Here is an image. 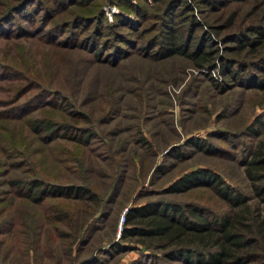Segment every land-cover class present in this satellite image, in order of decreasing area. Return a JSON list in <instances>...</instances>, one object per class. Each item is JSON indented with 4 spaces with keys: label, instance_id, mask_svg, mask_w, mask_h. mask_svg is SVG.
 Masks as SVG:
<instances>
[{
    "label": "rangeland",
    "instance_id": "1",
    "mask_svg": "<svg viewBox=\"0 0 264 264\" xmlns=\"http://www.w3.org/2000/svg\"><path fill=\"white\" fill-rule=\"evenodd\" d=\"M177 2L0 0V144L14 145L0 149V264H184L167 258L163 240L120 231L142 223H123L127 207L149 200L226 211L208 185L165 191L201 166L244 194L246 213L264 214L243 170L260 137L251 131L264 125V89L248 86L264 72V43L226 40L252 22L264 27V0ZM231 12L237 24L222 28ZM168 23L191 35L190 47L212 48L214 66L150 57ZM24 101L27 110L3 116ZM33 117L56 123L35 131ZM12 177L88 191L42 194ZM253 256L264 264V247Z\"/></svg>",
    "mask_w": 264,
    "mask_h": 264
},
{
    "label": "trees",
    "instance_id": "2",
    "mask_svg": "<svg viewBox=\"0 0 264 264\" xmlns=\"http://www.w3.org/2000/svg\"><path fill=\"white\" fill-rule=\"evenodd\" d=\"M217 0H212L215 4ZM219 2V1H218ZM217 2V3H218ZM176 4H181V0ZM183 5L190 8L188 4ZM172 12V11H171ZM235 12L227 15L221 27H230L234 22ZM257 22V21H256ZM252 22L237 32H229L226 40H231L234 46L242 48L248 46L256 49L264 43V27L259 22ZM217 27V26H214ZM159 38L150 45L155 48L147 54L156 59H163L175 54L187 57L195 66L204 67L214 65L212 48L204 49L200 43L190 47L189 37H185L184 31L177 30L171 23ZM215 31H217L215 29ZM233 63L222 62L220 71L222 75H232ZM249 80L247 77L245 81ZM252 83L248 86H257L264 89V72L260 77L250 79ZM44 91V90H43ZM20 94L15 96L18 99ZM29 102L13 105L3 109L6 118L17 114V111L27 110ZM26 124L35 131L49 130L54 123L52 119L44 117H33L25 119ZM252 134L260 135L252 147L248 158L244 161V174L250 181L255 196L264 202V125L262 130L253 129ZM4 150L14 145L0 144ZM2 160H0V166ZM42 194L54 193L79 196V191L86 192L88 188L75 184L64 185L44 182L37 177L20 179L12 177L8 184L22 185ZM43 184V185H42ZM203 184L210 186L213 191L228 202L229 208L218 215L207 216L198 206L182 207L177 201L159 199L149 200L141 204L127 207L123 216V223H132L139 219L140 224L122 226L120 236L142 235L152 239L163 240L172 248L167 251V258L180 259L184 264H252L255 248L259 245L264 247V214L246 213L244 194L235 190L227 184L221 176L209 167L201 166L184 171L176 178L168 182L165 191H181L191 186ZM73 191H71V188ZM241 205V209L234 210L233 207ZM85 262H82V264Z\"/></svg>",
    "mask_w": 264,
    "mask_h": 264
}]
</instances>
